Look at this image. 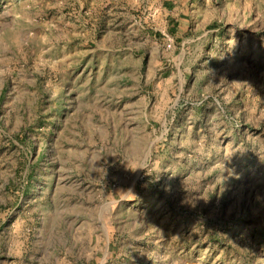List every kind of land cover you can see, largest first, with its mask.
Returning a JSON list of instances; mask_svg holds the SVG:
<instances>
[{
	"label": "rangeland",
	"instance_id": "374dc122",
	"mask_svg": "<svg viewBox=\"0 0 264 264\" xmlns=\"http://www.w3.org/2000/svg\"><path fill=\"white\" fill-rule=\"evenodd\" d=\"M0 264H264V0H0Z\"/></svg>",
	"mask_w": 264,
	"mask_h": 264
},
{
	"label": "clouds",
	"instance_id": "9594fccd",
	"mask_svg": "<svg viewBox=\"0 0 264 264\" xmlns=\"http://www.w3.org/2000/svg\"><path fill=\"white\" fill-rule=\"evenodd\" d=\"M136 197V195L132 192V198H135Z\"/></svg>",
	"mask_w": 264,
	"mask_h": 264
}]
</instances>
